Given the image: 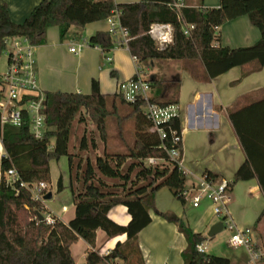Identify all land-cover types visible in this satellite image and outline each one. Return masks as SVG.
<instances>
[{"label":"trees","instance_id":"1","mask_svg":"<svg viewBox=\"0 0 264 264\" xmlns=\"http://www.w3.org/2000/svg\"><path fill=\"white\" fill-rule=\"evenodd\" d=\"M172 1L50 0L40 17L46 14L62 16L65 21L59 27L61 38H64L70 26L82 30L86 24L107 19L118 10L121 25L130 34L127 47L142 72L145 63L155 60H200L209 79L236 66L252 65L253 69H258L264 65V0H220L217 7L184 4L179 12L170 5ZM6 13L7 3L0 0V54L6 47L5 40L12 36H27L34 45L45 43V30L51 21H46L42 27L37 20L16 25L6 21ZM242 15H247L259 28L261 38L252 45L237 48L215 45V41H220V27ZM155 22L170 23L174 28L173 40L164 49H159L149 34ZM185 23L193 25L189 34L184 32ZM117 42L110 31H96L89 38L91 45L105 51L114 48ZM112 74L116 73L112 71ZM146 79L151 84L152 101L162 105L178 104L179 83L168 87L165 78ZM119 104L128 106L126 115L119 113ZM144 105V100L129 102L118 92L112 96L102 93L95 79L90 93L47 91L43 109L47 129L42 138L30 131L25 111L19 126L3 123L0 111V138L4 150L0 164V264H77L71 246L80 238L93 248L87 251L84 264H109L114 257H121L129 264H142L137 237L152 220L150 210L155 208L156 192L167 187L182 199L180 195L187 189L185 171L170 159L166 149L179 146L182 152V141L171 146L167 139H162L153 130ZM82 110L90 116L104 142L108 138L110 116H115L119 125L126 119H133L134 143L128 145L126 153L107 150L93 162L87 159L82 173L78 163L72 178L76 154L70 148L71 129L77 118L81 120ZM229 117L246 156L230 185L255 178L264 194V96L230 109ZM168 124L181 136L180 118L174 117ZM87 142L84 133L80 140L81 150L87 148ZM89 143L95 146L94 138H90ZM62 156H67L70 163L75 215L67 223L56 217L53 223H48L43 201L35 199L22 183H50L49 163ZM150 157L159 161L149 164L146 160ZM9 169L16 172L11 180L7 175ZM204 175L215 178L209 170ZM63 189V179L59 177L57 191ZM257 192L258 188L253 189V193ZM116 204L127 206L131 215L128 224H118L108 217L109 209ZM39 213L44 216L43 220ZM163 215L174 222L186 238L187 246L182 251L184 264H233L229 257L199 251L198 245L207 237L194 231L184 218ZM98 229L109 238L125 234L126 240L118 242L110 254L100 255L94 249Z\"/></svg>","mask_w":264,"mask_h":264},{"label":"crops","instance_id":"2","mask_svg":"<svg viewBox=\"0 0 264 264\" xmlns=\"http://www.w3.org/2000/svg\"><path fill=\"white\" fill-rule=\"evenodd\" d=\"M4 1L7 3L8 22L25 25L37 20L38 26L42 27L46 21H51L45 30V43L36 45L38 84L44 93L47 91L90 93L92 81L95 79L99 82L101 92L112 96L118 92L121 81L135 76L137 61L127 45L119 43V34H115L118 42L111 50L105 51L89 43L90 36L96 31H109L107 19L90 22L82 30L70 26L67 35L61 38L59 25L65 19L54 14L40 17V13L47 10L50 0ZM114 1L127 3L139 0ZM183 1L193 6L220 5V0ZM219 31L220 41H215L214 44L231 48L249 46L261 38L259 28L251 23L247 15L228 20ZM79 43L84 44L80 52L70 51L71 46ZM107 56L111 60H107ZM176 61L179 63H175ZM176 61L155 60L150 63L148 69L156 71L151 78L160 76L167 82L170 81L171 85L176 83L180 85L178 106L182 132L181 160L186 172V181L190 180L187 190L197 184L207 170L215 174L213 180L215 184L231 182L246 156L229 117V110L264 96V65L258 69H253L252 65L236 66L209 79L200 60ZM112 71L116 74L113 75ZM169 83L168 87L171 86ZM164 94L166 95L167 91ZM74 124L75 122L70 138L73 153L75 152L71 140L75 130ZM82 136L83 134L80 135V140ZM3 154V145H0V164ZM49 165L51 182L48 186L53 196L43 201L46 209L44 216L56 217L67 223L75 215V203L70 188L69 159L62 156L51 160ZM54 166L60 170L58 177L52 174ZM59 177H62L64 185L60 192L57 191ZM255 188H258L259 192L253 193ZM190 201L184 202L183 199L174 196L167 187H162L156 192L155 208L150 210L152 220L137 237L142 264H184L182 251L187 246L186 238L178 226L163 214L184 218L194 231L204 235L214 223L221 221L218 215H214L211 205V209L202 213L193 226L189 217ZM192 207L198 209L201 205ZM229 211L230 217L239 227L251 229L249 235L255 244L260 245L262 242L264 245V194L257 179L241 180L233 184ZM108 217L121 225H126L131 220L128 208L124 204L111 207ZM257 237L263 240L258 242ZM125 240V234L109 238L103 230L98 229L94 249L99 252L112 251L118 242L123 243ZM76 246L80 249L76 250ZM90 249L93 248L82 238L72 244L71 252L77 264L85 263L87 251ZM210 253L220 255L214 251Z\"/></svg>","mask_w":264,"mask_h":264},{"label":"built area","instance_id":"3","mask_svg":"<svg viewBox=\"0 0 264 264\" xmlns=\"http://www.w3.org/2000/svg\"><path fill=\"white\" fill-rule=\"evenodd\" d=\"M183 0H173L170 5L179 12L184 6ZM120 12L114 11L107 18L109 22V31L119 34L121 44H126L130 39L129 31L121 25ZM193 25L183 24L185 34L190 33ZM174 28L170 23H152L149 34L155 41L159 49H164L173 40ZM6 47L4 53L7 56V68L1 75L0 84V111L2 122H9L19 126L22 123L23 111L28 115L30 122V131L37 138H42L47 129L46 117L43 113L45 93L38 84L36 45H34L27 36H12L5 40ZM83 43L75 44L70 47V51L78 53L81 51ZM111 60L110 57H106ZM136 60V59H135ZM142 71L138 69L134 77L121 81L118 85L120 93L126 101H135L142 99L145 102L144 109L148 118L153 124V130L157 131L162 139H167L170 145L182 141L181 136L169 126V122L174 118H180V109L178 104L162 105L154 102L151 97V84L143 78ZM164 125H168L166 128ZM170 159L175 160L184 171L182 165V152L179 146L167 147ZM158 158L150 157L146 160L149 164H156ZM186 173V172H185ZM15 170L9 169L7 175L9 180L15 177ZM214 179L203 175L199 182L186 189L180 196L185 201L191 200L194 207L201 204L203 196L206 194L211 201L212 210L215 215L221 218L224 227L233 230L234 233L229 239L227 245L230 248L244 246L249 253V264H264V248L255 244L250 237L251 229L249 227L241 228L237 222L230 217L229 204L232 201V189L230 181H224L215 184ZM27 187L35 199L45 200V195L49 192V186L46 182L28 184L22 183ZM48 223H53L52 216H45ZM198 250L206 252V245H198ZM111 250L100 251V255H108ZM109 264H129L121 257H114L109 260Z\"/></svg>","mask_w":264,"mask_h":264},{"label":"rangeland","instance_id":"4","mask_svg":"<svg viewBox=\"0 0 264 264\" xmlns=\"http://www.w3.org/2000/svg\"><path fill=\"white\" fill-rule=\"evenodd\" d=\"M170 61V60H169ZM176 61V60H174ZM175 63H179L176 61ZM150 63H145L143 67V72L141 73L143 78H151L156 71L148 69ZM7 68V56L4 52L0 54V75L4 74ZM160 77V76H159ZM168 81L167 83H169ZM169 85H171L169 83ZM1 98V97H0ZM110 106V104H109ZM128 106L126 104H119V113L122 115H126L128 112ZM81 120L75 121L74 124V134L71 140V145H73V151L75 152L76 156L74 158L73 164V173L72 178L76 175V168L78 163L81 165L80 171L85 169V164L87 159L91 160L92 162L95 160V157L98 155H104L105 151H120V152H128V145H133L134 143V123L133 119H126L122 122L121 125L118 124L117 119L115 116H110L107 120L108 124V138L106 142L100 139L99 133L96 130V126L92 122L90 116L87 114L85 110H82ZM76 126V127H75ZM122 133V135L120 134ZM86 134L87 136V148L85 150L80 149V135ZM94 138L95 146L89 143V139ZM0 145H2V141L0 140ZM52 174L55 176H59L60 170L55 169L53 167ZM189 179H187V186H189ZM49 184V183H48ZM54 185V183H53ZM54 187V186H53ZM191 189V186L189 187ZM201 207L195 209L192 207V201H190L191 209H189V217L191 220L192 225L194 226L195 222L198 221L201 214L205 211L211 209V201L208 199L207 195L205 194L201 201ZM46 210V209H45ZM215 215V214H214ZM234 231L224 227L221 232L216 234L213 238H210L206 235V240L204 244L206 245V252H218L221 256L229 257L232 259L233 264H249V253L244 246H240L237 248H230L227 243L231 236L233 235ZM263 239L257 237V241L260 242ZM262 248L264 245L260 242ZM80 249L79 246H76V250ZM213 254V253H212ZM240 258L238 259L237 258ZM242 256V257H241ZM248 260V262H246Z\"/></svg>","mask_w":264,"mask_h":264},{"label":"water","instance_id":"5","mask_svg":"<svg viewBox=\"0 0 264 264\" xmlns=\"http://www.w3.org/2000/svg\"><path fill=\"white\" fill-rule=\"evenodd\" d=\"M53 196L52 192H48L46 195H45V199H51ZM39 216H40V219H44V216L39 213ZM224 228V224L222 221H218L216 223H214L208 233H207V236L210 237V238H213L216 234H218L219 232H221Z\"/></svg>","mask_w":264,"mask_h":264}]
</instances>
